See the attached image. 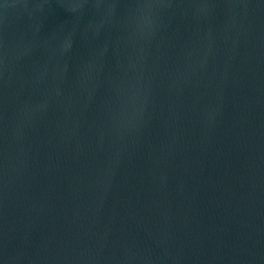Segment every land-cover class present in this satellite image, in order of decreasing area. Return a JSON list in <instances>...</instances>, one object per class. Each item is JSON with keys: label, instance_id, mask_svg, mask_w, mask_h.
<instances>
[{"label": "water", "instance_id": "95a60500", "mask_svg": "<svg viewBox=\"0 0 264 264\" xmlns=\"http://www.w3.org/2000/svg\"><path fill=\"white\" fill-rule=\"evenodd\" d=\"M0 264H264V0H0Z\"/></svg>", "mask_w": 264, "mask_h": 264}]
</instances>
